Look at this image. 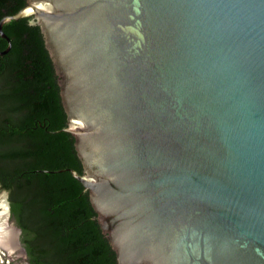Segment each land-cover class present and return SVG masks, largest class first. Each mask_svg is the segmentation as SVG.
<instances>
[{
    "label": "water",
    "instance_id": "1",
    "mask_svg": "<svg viewBox=\"0 0 264 264\" xmlns=\"http://www.w3.org/2000/svg\"><path fill=\"white\" fill-rule=\"evenodd\" d=\"M29 17L118 264H264V0H27L0 56Z\"/></svg>",
    "mask_w": 264,
    "mask_h": 264
},
{
    "label": "trees",
    "instance_id": "2",
    "mask_svg": "<svg viewBox=\"0 0 264 264\" xmlns=\"http://www.w3.org/2000/svg\"><path fill=\"white\" fill-rule=\"evenodd\" d=\"M27 0H0V20ZM0 56V189L28 264H118L99 225L75 137L65 131L59 78L33 17L6 22ZM8 43L0 37V51Z\"/></svg>",
    "mask_w": 264,
    "mask_h": 264
},
{
    "label": "rangeland",
    "instance_id": "3",
    "mask_svg": "<svg viewBox=\"0 0 264 264\" xmlns=\"http://www.w3.org/2000/svg\"><path fill=\"white\" fill-rule=\"evenodd\" d=\"M6 191H2L0 189V232L4 234V239L6 241L13 243V248L6 247V245H0V252H3L10 262V264H26V257L22 252V246L20 243V236L18 237L19 245L16 243L15 240V228L16 225L14 221L11 219L10 213L7 214V205L5 200L8 201V194ZM6 207V209H5Z\"/></svg>",
    "mask_w": 264,
    "mask_h": 264
},
{
    "label": "bare ground",
    "instance_id": "4",
    "mask_svg": "<svg viewBox=\"0 0 264 264\" xmlns=\"http://www.w3.org/2000/svg\"><path fill=\"white\" fill-rule=\"evenodd\" d=\"M5 209H6V207H5ZM0 217H1V215H0ZM0 245H3V246L6 245V247L8 246L10 248H13V243L9 242V241H6L4 239V234L2 232H0Z\"/></svg>",
    "mask_w": 264,
    "mask_h": 264
},
{
    "label": "built area",
    "instance_id": "5",
    "mask_svg": "<svg viewBox=\"0 0 264 264\" xmlns=\"http://www.w3.org/2000/svg\"><path fill=\"white\" fill-rule=\"evenodd\" d=\"M0 264H10L8 259H6L5 254L0 252Z\"/></svg>",
    "mask_w": 264,
    "mask_h": 264
},
{
    "label": "flooded vegetation",
    "instance_id": "6",
    "mask_svg": "<svg viewBox=\"0 0 264 264\" xmlns=\"http://www.w3.org/2000/svg\"><path fill=\"white\" fill-rule=\"evenodd\" d=\"M8 204H9V202H8ZM9 213H10V210H9ZM19 229V228H18ZM21 232V231H20ZM21 234V233H20ZM22 246V245H21ZM22 250H23V252H24V255H25V257H26V252H25V250H24V248H23V246H22V248H21ZM6 255V254H5ZM26 264H28V262H27V257H26Z\"/></svg>",
    "mask_w": 264,
    "mask_h": 264
}]
</instances>
